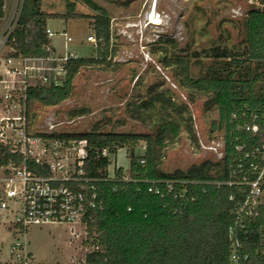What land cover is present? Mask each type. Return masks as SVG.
<instances>
[{
    "label": "trees",
    "instance_id": "obj_1",
    "mask_svg": "<svg viewBox=\"0 0 264 264\" xmlns=\"http://www.w3.org/2000/svg\"><path fill=\"white\" fill-rule=\"evenodd\" d=\"M83 1L97 13L91 23L95 57L69 60L62 85L28 89L26 105L55 107L71 97L73 80L81 69L103 70L110 66V57L115 54L110 42V18L92 0ZM261 4L262 9L253 8L247 13L245 47L241 53L216 47L194 54L192 58L214 61L205 76L191 77L188 54L173 53L160 59L163 67L176 72L179 86L186 91L190 103L205 97L206 108H216L218 112L216 126L224 130L225 156L214 174L210 173L209 162L192 166L186 172L165 174L160 170L164 149L177 141L182 128L191 142L197 144L187 105H176L161 92L150 94L132 115L137 120H151L152 135L105 133L95 127L81 135L38 136L48 142L59 141L65 147L72 141H85L84 165L93 179L108 175L109 157L117 150L125 149L130 159L128 172L116 168L115 181L98 184L103 205L93 212V220L87 224L85 242L98 250L86 255L85 264H231L228 227L233 222L235 202L229 198L235 189L217 188L209 182L227 180L228 167L235 156L232 128L248 121L253 114H264V0ZM4 5L5 0H0V19L4 16ZM82 17L75 13L72 3L66 5L64 15L57 16L41 11V0H22L16 27L7 41L14 50L9 57L51 56L54 49L45 34L46 21ZM164 43L175 47L172 40ZM155 102L160 104L158 109ZM152 116L156 119L152 120ZM139 142L145 146L144 153L137 156L134 148ZM103 150L107 152L105 157L101 156ZM7 156L0 160V166L6 163ZM125 176H129L128 181L121 180ZM167 182H173L176 195L184 191V197L174 198L173 193H168ZM151 187L159 189L161 195L149 192ZM261 224L257 222L251 230L252 246L247 249L249 259L245 264H264V256L256 244Z\"/></svg>",
    "mask_w": 264,
    "mask_h": 264
},
{
    "label": "rangeland",
    "instance_id": "obj_2",
    "mask_svg": "<svg viewBox=\"0 0 264 264\" xmlns=\"http://www.w3.org/2000/svg\"><path fill=\"white\" fill-rule=\"evenodd\" d=\"M92 1L110 18V42L115 50L110 66L103 70L81 69L73 80L69 99L55 107L27 105L25 117L20 114L22 106H17L16 100L7 107L0 100V116H3L0 118H22L15 123L17 128H26L30 137L37 138L39 135H81L95 127L105 133L152 135L151 120H137L132 115L150 94L161 92L176 105H187L197 144L191 142L182 128L177 141L164 149L160 170L165 174L186 172L192 166L209 162L212 164L210 173L214 174L224 156V130L216 126L218 112L216 108H206L205 97L190 103L186 91L179 86L176 72L163 67L160 59L173 53L188 54L191 77L205 76L214 61L192 58L194 54L216 47L241 53L245 47L247 13L253 8L262 9L261 0ZM20 2L5 0L4 16L0 19L1 41ZM68 3H72L75 13L83 17L68 21L48 19L46 28L54 34L51 46L57 55L74 53L79 58L95 57L96 43H89L87 38L94 36L91 23L97 13L83 0H41V11L62 16ZM64 33L72 39L66 47ZM167 40H172L175 47L165 44ZM12 53L8 45L0 48V80L5 74V60ZM154 104L158 109L160 104ZM12 105L16 106L10 108ZM155 119L152 116V120ZM144 146L143 142L135 146L137 156L144 153ZM109 162L110 176L116 168L128 172L130 167L125 149L117 150L109 157ZM6 230L0 217L1 261L5 260L14 241ZM73 231L68 225H33L25 230L24 237L16 236V239L25 242L26 250L37 264H84L90 251V244L85 243L87 233L79 226Z\"/></svg>",
    "mask_w": 264,
    "mask_h": 264
},
{
    "label": "built area",
    "instance_id": "obj_3",
    "mask_svg": "<svg viewBox=\"0 0 264 264\" xmlns=\"http://www.w3.org/2000/svg\"><path fill=\"white\" fill-rule=\"evenodd\" d=\"M21 4L22 0L9 27L3 32L0 48L8 45ZM45 34L50 40L54 37L48 28ZM62 36L66 47L72 39L65 33ZM87 41L96 42L92 36ZM77 58L74 53L61 56L55 51L47 58L32 55L8 57L4 63L6 68L3 67L5 74L0 80V100L5 107L16 100L17 106H22L20 114L25 117L27 90L61 86L67 62ZM17 121H22V118H0V160L8 155L6 163L0 166V217L7 227V234L14 238L8 255L4 261L0 260V264H37L26 250L25 242L16 236L24 237L25 230L33 225H68L71 232L79 226L87 233L93 212L103 205L98 184L112 181L115 177L114 174L101 179L88 176L84 165L87 156L85 141H72L66 147L59 141L46 142L40 137H30L26 128H17ZM232 133L235 135L231 140L235 156L229 164L227 180L209 184L235 189V194L229 198L235 202L233 222L228 227L231 243L229 261L231 264H245L249 259L247 249L252 246L249 243L253 235L251 230L257 222L262 223L257 232V249L264 256V114L251 115L248 121L232 128ZM223 148L225 156V144ZM106 155L103 150L101 156ZM121 180L128 181L129 176ZM165 185L167 192L173 193V182ZM149 192L161 195L154 187L149 188ZM184 193H173V197L182 198ZM97 250L98 247L90 245L88 254Z\"/></svg>",
    "mask_w": 264,
    "mask_h": 264
}]
</instances>
